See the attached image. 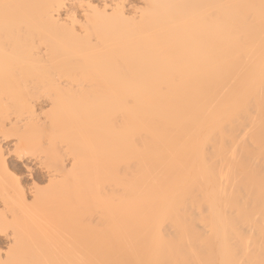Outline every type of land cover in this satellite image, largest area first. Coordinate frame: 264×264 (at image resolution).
I'll use <instances>...</instances> for the list:
<instances>
[{"label":"bare ground","instance_id":"6f19581e","mask_svg":"<svg viewBox=\"0 0 264 264\" xmlns=\"http://www.w3.org/2000/svg\"><path fill=\"white\" fill-rule=\"evenodd\" d=\"M124 1L0 0V264H264V0Z\"/></svg>","mask_w":264,"mask_h":264},{"label":"rangeland","instance_id":"374dc122","mask_svg":"<svg viewBox=\"0 0 264 264\" xmlns=\"http://www.w3.org/2000/svg\"><path fill=\"white\" fill-rule=\"evenodd\" d=\"M125 2V5H126V7H125V10L127 11V12H129L130 13V15H131V17L133 16H139V12L142 10V9H144V1L143 0H126V1H124ZM133 11V12H132ZM7 143H9V141L7 142ZM5 145H4V147L6 146V145H9V144H6V142L4 143ZM8 158H10V157H7V159ZM26 175H24V177H25ZM27 178V177H26Z\"/></svg>","mask_w":264,"mask_h":264}]
</instances>
